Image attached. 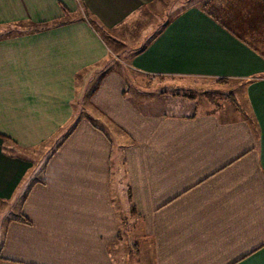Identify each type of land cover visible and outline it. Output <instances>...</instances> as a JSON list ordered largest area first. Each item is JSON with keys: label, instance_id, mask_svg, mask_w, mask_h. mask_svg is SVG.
Segmentation results:
<instances>
[{"label": "crops", "instance_id": "crops-1", "mask_svg": "<svg viewBox=\"0 0 264 264\" xmlns=\"http://www.w3.org/2000/svg\"><path fill=\"white\" fill-rule=\"evenodd\" d=\"M220 5L0 0V264H122L121 202L154 264H264V0ZM161 78L235 98L195 111Z\"/></svg>", "mask_w": 264, "mask_h": 264}, {"label": "rangeland", "instance_id": "rangeland-1", "mask_svg": "<svg viewBox=\"0 0 264 264\" xmlns=\"http://www.w3.org/2000/svg\"><path fill=\"white\" fill-rule=\"evenodd\" d=\"M190 2H198L202 5H211L212 11L214 10L219 12L221 8L220 4L223 2V0H176V6L179 7V5H187ZM174 11V8L171 9L169 14H172V12ZM145 20L146 19L142 21V24L147 23ZM120 44L121 43H119V45ZM113 49L118 54H121L123 57H125V53H123V50L121 51L122 48H120L118 44H114ZM129 49L132 50L133 48ZM122 67H124V64ZM134 75L135 74L131 73L129 74V77L131 76L134 83L139 82L140 77ZM154 84L155 87L168 89L165 90V93H169L171 95L176 94L178 96H182L185 99H190L193 101L195 100L197 105L195 111H199L201 108H203L204 105L214 107L218 104V102L223 104L227 101L230 102L235 98L233 93L234 90H227L230 89L233 84L221 85L215 80H201L192 78H161ZM236 97L238 98V96ZM83 100H85V98L82 99L81 102L84 104L83 109H85L83 113L87 114L91 110V107L89 106L87 99L85 101ZM193 101L182 109H172L169 107L168 111L175 113H190V111L194 110H191ZM94 117L98 118V114L96 113ZM56 146L57 143L55 141L48 142L41 148V150L33 154L34 160H36L37 168L40 167V173L37 174L39 178L42 176L41 169L46 162L47 157H49V155L54 151ZM17 153L30 154V152H25L22 150ZM122 167L123 164L120 163L119 177L120 180L123 181ZM121 203L122 206H119V215L121 219L120 232L122 233V238L120 240L121 245L117 248L119 262H121L122 264H154L152 259V249L150 245L151 239L149 237L143 236L144 234L142 233L141 229V221H139L135 217H131L133 213L130 205L123 202ZM19 206L20 205L16 202L12 203V205H7L2 209L0 215H4L3 219H6L9 216H15V214L19 213Z\"/></svg>", "mask_w": 264, "mask_h": 264}, {"label": "trees", "instance_id": "trees-1", "mask_svg": "<svg viewBox=\"0 0 264 264\" xmlns=\"http://www.w3.org/2000/svg\"><path fill=\"white\" fill-rule=\"evenodd\" d=\"M19 219H21L22 221H24L25 223H29L27 219L19 217Z\"/></svg>", "mask_w": 264, "mask_h": 264}]
</instances>
